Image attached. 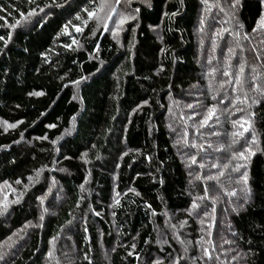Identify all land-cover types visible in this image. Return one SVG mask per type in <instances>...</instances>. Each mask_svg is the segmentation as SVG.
Here are the masks:
<instances>
[{
	"label": "trees",
	"instance_id": "16d2710c",
	"mask_svg": "<svg viewBox=\"0 0 264 264\" xmlns=\"http://www.w3.org/2000/svg\"><path fill=\"white\" fill-rule=\"evenodd\" d=\"M115 3L0 0V264H264V0Z\"/></svg>",
	"mask_w": 264,
	"mask_h": 264
},
{
	"label": "rangeland",
	"instance_id": "374dc122",
	"mask_svg": "<svg viewBox=\"0 0 264 264\" xmlns=\"http://www.w3.org/2000/svg\"><path fill=\"white\" fill-rule=\"evenodd\" d=\"M103 1V7L106 9H108V6L110 5V4H116L115 3V0H102ZM111 2V3H110ZM217 3V2H216ZM225 4H227L226 3V1H225ZM124 11V10H123ZM126 14H128L127 12H124V15H126ZM110 16H111V13H106V15H105V17L106 18H110ZM117 21L118 20H116V22H115V24L118 26V23H117ZM115 24H114V22H113V26H115ZM224 51H226V49L224 48L223 49ZM176 218V217H175ZM175 218H171V223H172V221H173V219H175ZM176 221V222H175ZM174 224H175V226L177 227V230L175 231V232H172V238L174 239V241H175V237H177V244L179 243V240H180V243L179 244H181V246H180V249H181V254H182V256L184 255V253L186 252V251H190V252H195L196 253V250L194 249V245H193V243L191 242V239H190V236L191 235H189L188 234V232H185V231H182L181 230V226H182V223H179V221H177L176 219L174 220ZM177 232H178V234H179V239H178V235H177ZM190 233V232H189ZM182 245L183 246H187L188 248H190L189 250L187 249V250H183L184 249V247H183V249L181 248L182 247Z\"/></svg>",
	"mask_w": 264,
	"mask_h": 264
},
{
	"label": "snow or ice",
	"instance_id": "6c2138e0",
	"mask_svg": "<svg viewBox=\"0 0 264 264\" xmlns=\"http://www.w3.org/2000/svg\"><path fill=\"white\" fill-rule=\"evenodd\" d=\"M89 15H93V13H89ZM261 23L262 24H264V17H262V19H261ZM0 39H3L2 37H0ZM34 95H41L42 93H33ZM211 111V110H210ZM235 123H237V122H234V124ZM12 127H15V125H11ZM235 135V134H234ZM253 142H255V141H253ZM193 147H195V145H193ZM238 156L240 157V158H243L244 157V152L243 151H241V152H239L238 153ZM233 158H237V154H234L233 155ZM193 162H195V160H193ZM240 167H242L241 165H238L234 170H236V171H239V169H240ZM242 175V177L245 179V181H246V174L245 173H242L241 174ZM210 178V177H209ZM17 183H20V181H17ZM235 193H233V195H234ZM193 207H198V205H196V204H193ZM6 210V209H5ZM0 259H3V257L2 256H0ZM156 264H159V261H157L156 262Z\"/></svg>",
	"mask_w": 264,
	"mask_h": 264
}]
</instances>
